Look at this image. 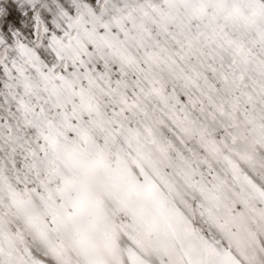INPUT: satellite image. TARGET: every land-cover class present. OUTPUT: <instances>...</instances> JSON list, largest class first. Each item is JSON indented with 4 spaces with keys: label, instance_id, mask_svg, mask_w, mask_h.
<instances>
[{
    "label": "snow or ice",
    "instance_id": "obj_1",
    "mask_svg": "<svg viewBox=\"0 0 264 264\" xmlns=\"http://www.w3.org/2000/svg\"><path fill=\"white\" fill-rule=\"evenodd\" d=\"M0 264H264V0H0Z\"/></svg>",
    "mask_w": 264,
    "mask_h": 264
}]
</instances>
